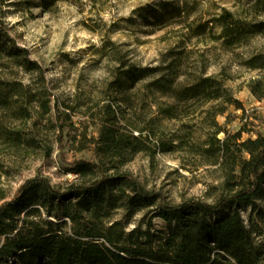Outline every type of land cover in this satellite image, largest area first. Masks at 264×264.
<instances>
[{"label": "trees", "instance_id": "obj_1", "mask_svg": "<svg viewBox=\"0 0 264 264\" xmlns=\"http://www.w3.org/2000/svg\"><path fill=\"white\" fill-rule=\"evenodd\" d=\"M33 1L52 11L72 0H24L27 6ZM89 1L96 5L98 0ZM168 2L160 0L162 12L152 23L170 14L183 17L189 21L183 34L188 40L171 47L154 66L120 60L107 100L84 111L97 134L88 136V127L80 132L77 141L85 144L76 152L90 150L93 159L74 158L66 169L75 180L60 187L36 175L10 199L0 190V263L264 264V131L243 138L242 128L233 132L219 121L224 115L229 121L232 107L246 112L228 84L233 76L224 70L210 73L204 52L193 58V49L187 48L194 37H206L224 51L239 50L240 66L258 72L247 87L257 99L264 98V50L253 46L257 37H264V18L259 17L264 1L248 8L251 16L223 7L200 21L189 20L188 0L171 8ZM11 67L38 73L39 87L5 76ZM47 87L42 66L0 22V113L29 119L36 106L43 116L55 107L61 119ZM67 108L76 111L74 105ZM165 122L177 124L166 138ZM0 138L15 148L25 140L21 130L7 126L0 128ZM177 151L221 171L219 196L170 203L123 170L138 153ZM141 211L148 218L130 227Z\"/></svg>", "mask_w": 264, "mask_h": 264}, {"label": "rangeland", "instance_id": "obj_2", "mask_svg": "<svg viewBox=\"0 0 264 264\" xmlns=\"http://www.w3.org/2000/svg\"><path fill=\"white\" fill-rule=\"evenodd\" d=\"M169 1L171 8L179 0ZM255 1L188 0L189 20L210 18L223 7L251 16L254 12L248 8ZM159 4L160 0H98L96 5L89 0H72L62 1L52 11H45L37 1L27 6L24 0H0V22L42 66L47 91L53 95L52 105L56 103L61 114V119H57L53 107L50 114L43 116L37 106L29 119L0 113V128L21 130L25 139L21 147L15 148L0 138V190L7 199L36 175L45 176L60 187L74 181L75 175L66 169L74 158L93 159L90 150L76 152L85 144V141H77L81 138L80 132L88 127V136L97 134L94 121L84 111L97 100H107L120 60L154 66L171 47L182 39L188 40L183 34L189 21L183 17L170 14L161 23H152L155 15L162 12ZM145 17L150 18L149 21ZM259 17L264 18V15ZM253 46L264 50V37H257ZM187 48L193 49V58L204 52L210 73L224 70L233 76L228 84L243 102L246 112L232 107L229 121L226 115L220 116L219 121L233 132L242 128L243 138L263 132L264 98L257 99L246 85L258 72L240 66L239 50L224 51L206 37L202 40L194 37ZM4 72L7 77L18 76L25 83H31L35 89L40 85L38 73L17 72L14 67ZM25 102L24 98L20 103ZM67 104L74 105L76 111L68 109ZM65 113L70 116L66 117ZM165 124L163 135L166 138L177 124ZM61 134L63 142L59 143ZM123 170L133 173L148 189L159 192L170 203L190 197L211 201L222 192L221 171L216 166L203 165L199 158L184 151L155 156L141 152L123 166ZM260 204L264 209V201ZM145 214L146 211H141L133 216L130 227L146 220L148 215ZM244 216L247 219L248 213ZM261 226L264 232V221Z\"/></svg>", "mask_w": 264, "mask_h": 264}]
</instances>
